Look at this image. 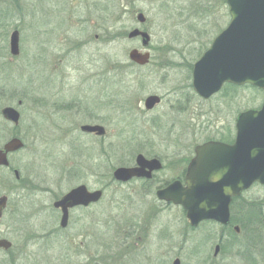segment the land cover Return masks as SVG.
I'll return each instance as SVG.
<instances>
[{
	"label": "rangeland",
	"instance_id": "374dc122",
	"mask_svg": "<svg viewBox=\"0 0 264 264\" xmlns=\"http://www.w3.org/2000/svg\"><path fill=\"white\" fill-rule=\"evenodd\" d=\"M229 20L225 0H0V106L21 113L12 132L24 144L9 158L18 179L0 167V195L8 197L0 235L13 244L9 259L88 264L93 256L100 264L112 256L111 264H162L178 256L181 264L214 262L207 257L226 230L212 221L191 228L183 210L165 207L155 189L176 175L168 167L174 153L191 156L207 139H232L238 113L261 105L263 91L244 85L223 87L207 100L190 88L180 100L181 87L191 86L193 63ZM133 27L150 35L151 57L143 66L128 58L131 48L142 51L138 39L126 36ZM14 30L19 53L12 56ZM151 94L162 101L148 111L143 100ZM90 109L95 115L89 117ZM85 123H99L105 133H85L79 128ZM10 136L0 122V145ZM139 153L161 158L155 181H113L114 168L132 166ZM78 184L103 189V196L71 210L61 228L52 203ZM232 207L241 222L237 243L215 262L247 264L246 255L261 262L264 185L253 184ZM120 239L121 255L116 247L108 254L105 246ZM1 261L9 262L6 253Z\"/></svg>",
	"mask_w": 264,
	"mask_h": 264
},
{
	"label": "water",
	"instance_id": "95a60500",
	"mask_svg": "<svg viewBox=\"0 0 264 264\" xmlns=\"http://www.w3.org/2000/svg\"><path fill=\"white\" fill-rule=\"evenodd\" d=\"M230 20L212 39L209 47L193 63L191 84L194 92L207 99L217 93L224 83L235 85L250 84L264 94V0H225ZM138 23H143V13L136 14ZM140 37V44L146 48L150 41L147 31L133 28L127 38ZM18 31H12L9 38L10 53L19 52ZM128 58L138 65L150 59L148 51L132 48ZM159 101L157 95H148L144 100L147 109ZM20 103V101H19ZM5 119L17 124L19 112L12 106L1 110ZM87 133L103 135L100 125L84 124L80 128ZM233 143L207 141L195 146L194 156L185 174V186L174 181L158 189L157 199L181 205L191 226L203 220L227 224L230 218V202L254 183L264 185V96L259 108H250L238 113L235 120ZM23 143L13 138L0 149V165H8L7 154L20 149ZM133 166H118L112 171V178L127 182L132 178H150L154 170L161 167L156 158H146L139 153ZM17 174V171H14ZM101 189L89 190L79 184L53 202L60 208L59 226L68 224L69 208L99 201ZM7 203V196H0V219ZM235 230L238 227L235 226ZM10 242L0 239V247L8 248ZM218 246L215 247V254ZM173 264H179L175 259Z\"/></svg>",
	"mask_w": 264,
	"mask_h": 264
},
{
	"label": "flooded vegetation",
	"instance_id": "af4514ba",
	"mask_svg": "<svg viewBox=\"0 0 264 264\" xmlns=\"http://www.w3.org/2000/svg\"><path fill=\"white\" fill-rule=\"evenodd\" d=\"M133 28H137V27H133ZM133 28H131V29H133ZM130 29V30H131ZM18 35H19V33H18ZM126 36H127V33H126ZM130 39H132V40H140V37H134V38H130ZM149 44H150V41H149ZM149 44H148V46H149ZM132 49V48H131ZM143 50H145V49H142V51ZM9 51H10V47H9ZM146 51H148L149 53H150V57H151V52L149 51V47H146ZM19 53V52H18ZM11 54V53H10ZM12 55V54H11ZM13 56V55H12ZM150 61V60H149ZM148 61V62H149ZM148 62L146 63V64H148ZM136 64V63H135ZM146 64H144V65H146ZM138 65V64H137ZM139 66H143V65H139ZM190 88H192L191 86H187L186 88H182L181 87V89H180V92L182 93V97H181V99L180 100H182V101H186L187 100V98H186V91L187 90H189ZM192 91L194 92V90H193V88H192ZM194 94L195 95H197L195 92H194ZM151 95H157V94H151ZM215 94H213V95H211L209 98H211V97H213ZM158 97H159V101L157 102V103H155L154 105H153V107H151V108H149V109H147L146 107H145V105H144V100H145V98L147 97H145L144 98V100H143V106H144V109H146V110H148V111H150V110H152V109H154L161 101H162V97L161 96H159V95H157ZM198 96V95H197ZM199 98H201V99H203V100H207V99H209V98H207V99H204V98H202V97H200V96H198ZM177 101H179L178 99H177ZM182 103V102H181ZM18 104H20L19 103V101H18ZM72 104H74V106H78V103H72ZM184 104H182V107L183 108H185L184 106H183ZM5 106H7V105H3V106H0V122H3L6 126H7V132H8V134H10L11 136L6 140V141H4L3 142V144L2 145H0V149L1 148H3V146L5 145V143L6 142H8L9 140H11V139H13V138H18V139H20L21 141H22V139L20 138V137H18L17 135H15L13 132H12V127H16V126H18V124H19V121H18V123L17 124H15V123H13L12 121H9V120H7V119H5L4 118V116L2 115V112H1V110H2V108L3 107H5ZM73 107V106H72ZM71 107V108H72ZM120 109H121V107H120ZM19 112V111H18ZM93 115H95L94 114V112L90 109L89 110V117L90 116H93ZM20 116H21V113L19 112V120H20ZM237 117V116H236ZM92 118V117H91ZM235 120H236V118H235ZM85 124H88V123H85ZM82 125H84V124H82ZM82 125H80L79 126V128H81V126ZM91 125H100V126H103V125H101V124H99V123H95V124H91ZM234 127H235V122H234ZM81 130V129H80ZM82 131V130H81ZM86 133V132H85ZM235 133H236V129H235V131H234V136H233V138L232 139H227V138H224V137H220V138H217V139H207V140H205V141H203L202 143H205V142H207V141H219V142H223V143H227V144H231V143H233V141H234V138H235ZM94 134V133H93ZM22 143H23V141H22ZM201 143V144H202ZM197 145H199V144H197ZM197 145H195V146H197ZM23 146H24V144H23ZM195 146L193 147V152H192V155L191 156H189V155H184L183 153L181 154V152H183V151H181V152H178V154L180 155V156H178V154L177 153H174V154H176L177 156H176V158H172V161H170L169 162V165H168V167L169 168H171V169H177V173H176V175H174V176H172L170 179H168V180H165V181H162V183L160 182V184L159 185H157L156 186V189H155V192L158 190V189H162V188H165L167 185H169L170 183H172V182H174V181H179L183 186H185V174H186V171H187V167H188V164H189V162L191 161V159L193 158V156H194V149H195ZM23 148V147H22ZM21 148V149H22ZM18 150H20V149H18ZM18 150H16V151H18ZM16 151H14V152H16ZM13 152H9L8 154H7V159H8V165H6V166H2V165H0V167H3V168H6V169H10L11 168V164H10V160H9V158H10V155L12 154ZM146 157V156H145ZM147 158V157H146ZM148 158H156V159H158L159 161H160V164H161V167H160V169H158V170H154V171H152V173H151V177L150 178H146V177H139V178H132V179H130L128 182H130L131 180H140V181H142L143 183H151V182H154L155 181V175H156V173L158 172V171H160L164 166H163V164H162V160H161V158L160 157H158V156H152V157H148ZM134 165V164H133ZM12 169V173H13V175H14V178L15 179H18L19 178V172H18V170L17 169H15V168H11ZM17 171V174L14 172V171ZM90 190V189H89ZM102 191H103V189H101ZM4 195V194H3ZM3 195H0V196H3ZM5 196H7V195H5ZM102 196H103V193H102ZM234 199V198H233ZM233 199L231 200V203H230V218H229V222L227 223V224H225V225H223V224H220V223H217V222H215V221H212V222H214V223H216L217 225H219L220 227H221V230H226L225 232L226 233H224V232H220L219 233V236H218V239H217V241H216V243L214 244V248H213V254H212V257L211 258H209V257H207V259L210 261V260H214V262H211V263H208V264H220V263H216L215 261H216V259L218 258V256H220L221 255V253H223L224 254V252H228L229 253V251L231 252V248H234L235 247V245H236V243H237V239H236V237H237V234L240 232V227L236 224V223H232V215H231V204H232V201H233ZM159 201V200H158ZM163 201V200H162ZM97 203V202H96ZM163 203H164V205H165V207H170V206H177V207H179V208H181L182 210H183V212H184V215H185V218H186V214H185V210H184V208L181 206V205H175V204H173L172 202H170V201H163ZM7 204H8V197H7V203H6V206H5V208H4V210H3V213H2V216H1V219H0V224H1V220H2V217H3V215H4V213H5V210H6V208H7ZM94 203H90L89 205H87V206H83V205H78V206H75V207H72V208H69V210H68V218H69V212L71 211V210H73V209H75V208H88L89 206H91V205H93ZM52 206H53V203H52ZM55 208V207H54ZM56 210H59V212H60V215H61V210H60V208H55ZM186 220H187V218H186ZM206 221H211V220H203V221H201V222H199V224L197 225V226H195V227H192V226H190V224H189V222H188V220H187V223H188V225L191 227V228H196V227H198L201 223H204V222H206ZM235 226H237L238 227V230H235ZM222 228H224V229H222ZM230 230H232V232L230 233ZM32 238H34V237H32ZM0 239H6L7 241H9L10 242V246L8 247V248H4V247H0V253H6L7 254V259L9 260V262H0V264H37V263H29V262H27V263H14L13 261H12V259H9L10 258V252H11V250L13 249V244H12V242L10 241V240H8V238H6L5 236H3V235H0ZM252 240V239H251ZM29 243H32V244H34L33 242H29ZM248 245L249 244H246V247H248ZM91 246H93V242H91ZM216 246H218V248H217V252H216V254L214 253L215 252V247ZM118 248V250H119V253H120V255H121V239L120 240H118V243H116V242H112V244H109V245H107V246H105V250L107 251V253L108 254H110V253H113V252H111L114 248ZM243 247H245V244H243ZM92 255V254H91ZM120 255H119V258H118V260L120 261L121 260V257H120ZM247 256V258H245L246 260H248V263L247 264H264V259H262L261 258V262L259 261L260 259H258V258H255L254 256H252V255H246ZM112 256H106V259L105 260H103V261H101L100 262V264H111L110 263V259L112 260ZM175 259H178L179 260V264H181V260H180V258L178 257V256H175L174 257V259H172V261H171V263H167V262H165V263H162V264H173V261L175 260ZM88 264H99V263H97L96 261H94V258H93V256H91V257H89V259H88V262H87ZM203 264H205V263H203Z\"/></svg>",
	"mask_w": 264,
	"mask_h": 264
},
{
	"label": "trees",
	"instance_id": "16d2710c",
	"mask_svg": "<svg viewBox=\"0 0 264 264\" xmlns=\"http://www.w3.org/2000/svg\"><path fill=\"white\" fill-rule=\"evenodd\" d=\"M227 86H229V87H241V86H236V85H233V84H225L223 87H227ZM244 86H251V85H244ZM253 87V86H252ZM254 89H255V91H259V89L258 88H255V87H253ZM261 91V90H260ZM238 198L239 197H237V198H234L233 199V201H232V204H231V213H232V223L234 222V223H236V224H239V220L238 219H236V217L235 216H233L234 215V212H233V205L236 203V200H238ZM250 209H252V207L250 208ZM248 213H249V215H252L253 214V212L252 211H248ZM241 223V222H240ZM243 228H245V226L243 225ZM248 229V228H247ZM232 232V230H230V233Z\"/></svg>",
	"mask_w": 264,
	"mask_h": 264
}]
</instances>
